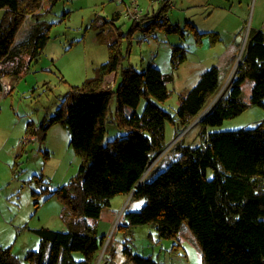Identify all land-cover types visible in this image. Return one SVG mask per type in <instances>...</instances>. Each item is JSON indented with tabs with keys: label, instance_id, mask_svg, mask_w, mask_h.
Listing matches in <instances>:
<instances>
[{
	"label": "trees",
	"instance_id": "obj_1",
	"mask_svg": "<svg viewBox=\"0 0 264 264\" xmlns=\"http://www.w3.org/2000/svg\"><path fill=\"white\" fill-rule=\"evenodd\" d=\"M52 1L54 4L56 0ZM44 3L0 0V79H17L28 68L27 62L23 67L21 58L28 55V64L36 61L50 40L51 24L37 23L27 39L15 43L27 18L40 20L51 11L52 4L43 10ZM169 8L162 6L157 15L146 14L140 21L135 20L130 32L141 28L150 34L160 29L183 36L185 32L179 25L160 20ZM103 27L96 25L98 39L108 49L107 61L95 68L93 77L71 87L54 114L38 127L32 122L26 126L23 142L33 138L44 142L51 126H63L70 134L69 147L81 161L70 182L52 193L59 195L64 204L68 231L32 230L40 238V247L27 251L24 261L98 264L106 238L98 236L97 220L111 199L131 195L114 232L152 225L159 240H168L177 238L185 224L199 248L202 264H264V120L253 129L208 131L249 106L264 108V31H249L226 90L195 123L199 127L198 143L185 145L181 138L173 148L178 157L157 170L152 164L167 147L166 122L182 128L175 138L183 130L189 132L190 124L220 90L219 70L211 67L203 72L171 116L154 101L168 99L172 75H163L152 65L142 71L123 67V35L110 31L106 39ZM185 59L183 49L174 47L172 69L177 70ZM10 63L16 64L11 71L2 68ZM110 74L119 75L118 85H107L105 78ZM246 79L253 83L249 103L241 99V84ZM3 94L0 81V98ZM113 98L116 107L112 112ZM141 101L144 105L138 112ZM111 123L124 134L105 141ZM139 200L144 205L138 211H129L128 206ZM110 242L101 264H112ZM122 252L132 264H158L151 257L134 253L126 244ZM0 264L21 263L11 247L0 246Z\"/></svg>",
	"mask_w": 264,
	"mask_h": 264
},
{
	"label": "rangeland",
	"instance_id": "obj_2",
	"mask_svg": "<svg viewBox=\"0 0 264 264\" xmlns=\"http://www.w3.org/2000/svg\"><path fill=\"white\" fill-rule=\"evenodd\" d=\"M45 0L43 10L52 4ZM134 2V3H133ZM172 6L164 19L179 25L184 35L167 34L155 29L145 34L141 28H131L142 16L157 15L162 5L156 0H56L51 11L40 20L27 18L17 32L15 43L27 39L37 23L51 24L50 40L36 61L28 64L29 56L21 59L28 68L15 79L1 77L2 85L12 90L0 98V246L11 247L21 264H27V251L40 247L34 229L68 231L64 204L54 190L66 185L76 175L80 157L69 147L70 134L59 124L49 128L44 142L33 138L23 142L28 122L39 126L54 114L71 87L80 86L94 76V70L108 59L106 44L97 36L96 25H102L104 36L110 31L123 35V67L137 71L152 65L163 75H172L168 85L169 97L164 102L154 101L161 109L174 116L182 97L193 88L200 75L217 67L220 90L206 106H211L223 93L240 59L249 31H264V0H171ZM2 12L0 11V20ZM144 21L143 24H146ZM181 47L185 61L177 70L171 66L174 47ZM238 48L234 60L228 63L227 54ZM16 64L3 65L11 71ZM26 65V66H27ZM1 68V67H0ZM120 82L119 75L115 83ZM112 83L107 81V85ZM253 83L246 79L241 84V99L249 103ZM264 103V100H263ZM141 101L137 111L143 108ZM116 103H110L112 112ZM204 110V111H205ZM204 111L190 124V131L171 122L165 124L163 153L153 166L164 169L179 154L173 153L174 143L181 138L185 145L198 143L199 127L195 124ZM264 120V108L249 106L238 116L208 128L209 132L253 129ZM113 123L108 124L105 141L123 135ZM155 167V168H156ZM147 173V172H146ZM146 175V174H145ZM131 195L116 196L97 220L98 236L106 238L98 257V264L106 259L108 243L114 251L112 264H132L122 249L126 244L134 253L151 257L158 264H202L199 248L185 224L177 238L159 240L152 225L135 226L126 232L114 229L129 204ZM143 200L134 201L129 211H138Z\"/></svg>",
	"mask_w": 264,
	"mask_h": 264
},
{
	"label": "crops",
	"instance_id": "obj_3",
	"mask_svg": "<svg viewBox=\"0 0 264 264\" xmlns=\"http://www.w3.org/2000/svg\"><path fill=\"white\" fill-rule=\"evenodd\" d=\"M142 17H144V16H142ZM237 50H238V48H231L230 49V51L228 52V54H227V57H228V63L230 62V61H232V60H234V57H235V55L237 54ZM219 75H220V72H219ZM115 80H116V76L114 75V74H110L109 76H107L106 78H105V81L107 82H111L112 84L110 85V87H112L113 85H114V83H115Z\"/></svg>",
	"mask_w": 264,
	"mask_h": 264
},
{
	"label": "built area",
	"instance_id": "obj_4",
	"mask_svg": "<svg viewBox=\"0 0 264 264\" xmlns=\"http://www.w3.org/2000/svg\"><path fill=\"white\" fill-rule=\"evenodd\" d=\"M121 1V0H120ZM157 3H160L162 6H168L171 7L172 6V2L171 0H156ZM134 3V2H133ZM9 87L7 85L3 84V93L7 94L9 91Z\"/></svg>",
	"mask_w": 264,
	"mask_h": 264
},
{
	"label": "water",
	"instance_id": "obj_5",
	"mask_svg": "<svg viewBox=\"0 0 264 264\" xmlns=\"http://www.w3.org/2000/svg\"><path fill=\"white\" fill-rule=\"evenodd\" d=\"M207 109H208V108H207ZM207 109H206V110H207ZM206 110H205V111H206ZM205 111H204V113H205ZM202 115H203V114H202ZM178 137H180V135H179Z\"/></svg>",
	"mask_w": 264,
	"mask_h": 264
}]
</instances>
